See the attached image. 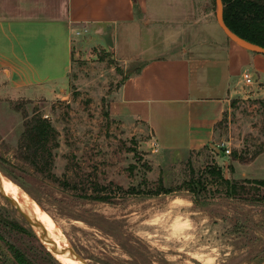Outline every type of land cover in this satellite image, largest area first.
I'll list each match as a JSON object with an SVG mask.
<instances>
[{"label":"rangeland","instance_id":"rangeland-1","mask_svg":"<svg viewBox=\"0 0 264 264\" xmlns=\"http://www.w3.org/2000/svg\"><path fill=\"white\" fill-rule=\"evenodd\" d=\"M197 4L200 14H207L202 22L220 29L216 2ZM76 41L65 98L14 100L0 76L1 181L21 191L24 203L39 206L88 264H264V189L230 197L208 174L218 166L232 182L264 179V159L247 167L259 156L238 172L230 159L233 152L249 159L264 150L260 100L233 101L217 127L213 145L224 154L230 150L229 156L216 155L214 149L155 152L157 144L145 124L114 109L125 79L141 63L119 62L86 35ZM34 115L49 120L57 131L59 147L53 151L50 175L18 159L25 117ZM160 179L178 191L129 195L133 189L155 188ZM201 179L205 189L196 196L186 191L189 182ZM9 244L35 264L63 261L53 254L58 263L50 261L47 246L0 195V264H17Z\"/></svg>","mask_w":264,"mask_h":264},{"label":"crops","instance_id":"crops-1","mask_svg":"<svg viewBox=\"0 0 264 264\" xmlns=\"http://www.w3.org/2000/svg\"><path fill=\"white\" fill-rule=\"evenodd\" d=\"M197 6V0H0V76L14 100L65 98L76 39L86 35L119 62L141 63L119 90L118 114L145 124L159 152L203 151L215 143L233 101L264 100V55L203 23L207 14ZM246 72L255 84L245 83Z\"/></svg>","mask_w":264,"mask_h":264},{"label":"trees","instance_id":"trees-1","mask_svg":"<svg viewBox=\"0 0 264 264\" xmlns=\"http://www.w3.org/2000/svg\"><path fill=\"white\" fill-rule=\"evenodd\" d=\"M222 1L224 4V21L227 27L233 33L247 42L264 48V0ZM141 70L142 66H139L136 69V72L127 76L125 80L134 74H138ZM260 105L262 108V114L264 116V100L260 101ZM14 109L16 111H21L18 106H14ZM25 120V131L18 145V159L43 173L48 171L50 175L53 151L59 147L57 131L52 126L51 122L41 115H34L31 118L26 116ZM205 150L214 152L210 146ZM263 153L264 150L258 152L255 156H252L248 159L245 158L242 153L233 152L230 159L241 164H249ZM208 174L211 176L213 183H220V185L225 187V190L230 197H235L236 195H239L245 191L250 194V192L253 190L261 191L264 189V179L244 180L242 183L232 182L224 177L223 170L218 166H212V168H209ZM205 188L206 186L201 179L199 181L191 183L189 182L187 184L186 191L191 192L196 196L200 192L199 189L202 191ZM131 191L133 192H129V195L144 194L147 196L156 197L160 195L173 194L178 190L167 188L163 180L160 179L158 186L155 188H148L146 191L142 192H137L134 189ZM108 200L104 199L102 201ZM4 221L10 224L14 229L28 233V231L17 222H13L8 219H4ZM8 247L13 259L17 264H35L16 246L9 244ZM45 253L49 257L50 261L58 263L49 252L46 251Z\"/></svg>","mask_w":264,"mask_h":264},{"label":"water","instance_id":"water-1","mask_svg":"<svg viewBox=\"0 0 264 264\" xmlns=\"http://www.w3.org/2000/svg\"><path fill=\"white\" fill-rule=\"evenodd\" d=\"M216 6H217V21L226 35V37L241 47L242 49H245L249 52L261 54L264 55V48L254 45L252 43L247 42L246 40L240 38L235 33H233L226 25L224 21V4L222 0H215ZM212 149H214L217 154H220V150L216 149L214 145L210 146ZM222 156H224V153H221ZM0 195L13 207L16 209V211L21 215V217L25 220V222L31 227V229L34 230V232L37 234L38 239L40 242L45 245H48L53 250L59 251L63 254H67L70 258L74 259L75 261L80 262L81 264H88L77 252L70 246H59L55 239L51 236V234L45 230L41 222L38 221V219L29 211V209L23 205H21L18 201H16L13 197L8 195L5 192V189L2 185L1 179H0ZM46 248V247H45ZM47 250V248H46ZM51 255L52 253L47 250ZM53 256V255H52Z\"/></svg>","mask_w":264,"mask_h":264},{"label":"bare ground","instance_id":"bare-ground-1","mask_svg":"<svg viewBox=\"0 0 264 264\" xmlns=\"http://www.w3.org/2000/svg\"><path fill=\"white\" fill-rule=\"evenodd\" d=\"M2 185L5 189V192L10 195L11 197H13L16 201H18L21 205L27 207L29 209V211L38 219L39 222H41V224L43 225V227L45 228L46 231H48L51 236L55 239V241L57 242V244L59 246H68L66 240L62 237L61 233L58 231L55 223L43 212V210L33 204V203H24V196L23 193L21 191H19L18 189L12 187L4 178L2 179ZM48 250L56 257L60 260L63 259V261L61 262V264H81L78 261H75L74 259L70 258L67 254H63L59 251L53 250L52 248H50L48 245H46Z\"/></svg>","mask_w":264,"mask_h":264},{"label":"built area","instance_id":"built-area-1","mask_svg":"<svg viewBox=\"0 0 264 264\" xmlns=\"http://www.w3.org/2000/svg\"><path fill=\"white\" fill-rule=\"evenodd\" d=\"M243 77H244V81H245V83H246L247 85H253V84H255L254 79H253L252 75H251L249 72L244 73ZM153 146H154V144H153ZM155 146H156V145H155ZM157 147H158V146H157ZM155 152H159V149H158V148L155 149ZM225 155H227V156L231 155L230 150H227V151L225 152Z\"/></svg>","mask_w":264,"mask_h":264}]
</instances>
